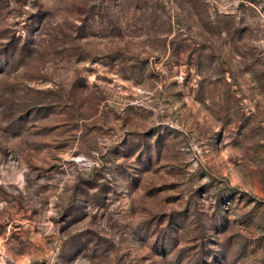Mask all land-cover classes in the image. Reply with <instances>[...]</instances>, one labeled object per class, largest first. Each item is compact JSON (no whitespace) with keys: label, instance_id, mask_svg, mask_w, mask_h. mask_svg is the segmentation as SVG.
<instances>
[{"label":"rangeland","instance_id":"obj_1","mask_svg":"<svg viewBox=\"0 0 264 264\" xmlns=\"http://www.w3.org/2000/svg\"><path fill=\"white\" fill-rule=\"evenodd\" d=\"M0 264H264V0H0Z\"/></svg>","mask_w":264,"mask_h":264}]
</instances>
